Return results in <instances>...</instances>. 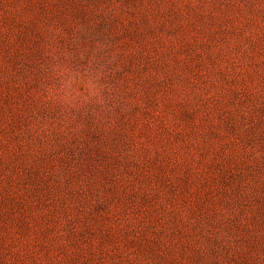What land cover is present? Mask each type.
I'll return each instance as SVG.
<instances>
[{
	"label": "rangeland",
	"instance_id": "rangeland-1",
	"mask_svg": "<svg viewBox=\"0 0 264 264\" xmlns=\"http://www.w3.org/2000/svg\"><path fill=\"white\" fill-rule=\"evenodd\" d=\"M0 264H264V0H0Z\"/></svg>",
	"mask_w": 264,
	"mask_h": 264
},
{
	"label": "clouds",
	"instance_id": "clouds-1",
	"mask_svg": "<svg viewBox=\"0 0 264 264\" xmlns=\"http://www.w3.org/2000/svg\"><path fill=\"white\" fill-rule=\"evenodd\" d=\"M105 64L97 67L93 61H89L79 69L80 79H86V89H81L80 92L84 93L83 96L77 94L75 98H70L67 94H63L64 87H67L64 83V77L66 79V73L72 71L69 65L58 66L54 64L50 69L54 78L59 82L60 87L54 88L50 83L44 90L43 99L47 103H59L67 104L70 107L84 108L89 106L94 107L98 111H103L109 108L110 102L108 97L111 95L109 88L107 87V77L104 71ZM63 86V87H62Z\"/></svg>",
	"mask_w": 264,
	"mask_h": 264
}]
</instances>
